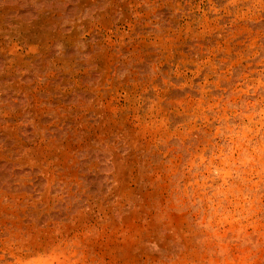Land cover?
<instances>
[{
  "label": "rangeland",
  "instance_id": "rangeland-1",
  "mask_svg": "<svg viewBox=\"0 0 264 264\" xmlns=\"http://www.w3.org/2000/svg\"><path fill=\"white\" fill-rule=\"evenodd\" d=\"M0 264H264V0H0Z\"/></svg>",
  "mask_w": 264,
  "mask_h": 264
}]
</instances>
